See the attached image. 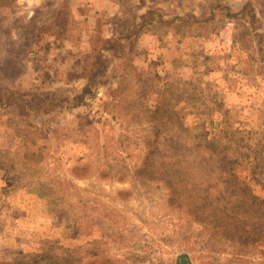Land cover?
Masks as SVG:
<instances>
[{"label":"rangeland","instance_id":"1","mask_svg":"<svg viewBox=\"0 0 264 264\" xmlns=\"http://www.w3.org/2000/svg\"><path fill=\"white\" fill-rule=\"evenodd\" d=\"M177 1L0 0V264H264V65L160 43L264 59V0Z\"/></svg>","mask_w":264,"mask_h":264},{"label":"crops","instance_id":"2","mask_svg":"<svg viewBox=\"0 0 264 264\" xmlns=\"http://www.w3.org/2000/svg\"><path fill=\"white\" fill-rule=\"evenodd\" d=\"M176 1V0H175ZM178 2H180V0H178L176 3L178 4ZM182 3V0H181ZM229 7L231 9L232 12V16L234 17H239L241 18L242 16L244 20L247 22V17L244 14V8L245 5L247 3V0H229ZM145 13H147V10H145ZM215 14L211 15L210 20L213 19ZM180 17H182L180 19ZM197 17V16H196ZM177 21L178 22H182V27L179 26V29H166L164 30L165 33L167 34H173L171 36H163L161 39L162 41L160 42L164 47L168 48L167 50H169L170 48H172L171 46H173V48H182L184 49V46L186 44V41H190L191 39L193 41H195V45H199V51L201 52L200 54L201 59L203 61H205V59L207 57H210V64H213V67L211 68L212 70L209 71L204 70L206 69V66L204 65L205 63H202L204 66L202 65H195L194 67L196 69H200L201 71H205L204 78L203 81L207 80L206 83H212V85H223L221 83V81L227 80L228 76L225 75L224 79H222V73H220L219 77V72H221V70L223 69H227V72L230 73V75H234L237 76L238 78H242V80L244 82H249L250 78L247 80V75L244 74L242 71L239 72H232V71H228V69H233L234 66L235 68H241L242 67H260L262 65H264V59L262 58L261 54L263 52L262 46L259 44V42L253 41L250 45H245L242 42V39L239 38V36L237 34L234 35L233 31L229 28H226L225 31L227 32V36L221 38L217 37L215 35V38H213V36H210V32H208L207 30H205V28L203 27H199L197 32H199L197 35L193 36L192 38H186V34H184L183 32L187 29L186 25H185V13H183V16H177ZM153 19V18H152ZM150 21V20H149ZM241 21V19H240ZM244 21V22H245ZM152 22V20H151ZM210 22V21H209ZM153 24V22H152ZM209 25V24H208ZM141 27H143V36H151L153 34V31L155 32V29L153 27V25H148V24H141ZM253 27V26H252ZM142 30V29H141ZM256 33L257 32H264V30H255ZM253 33V32H252ZM146 37V38H150V37ZM143 38V37H142ZM151 41V38L148 39V42ZM154 43V42H153ZM194 45V44H193ZM152 46V43L150 45V47ZM206 47H210L212 48L211 52H208ZM202 51H201V50ZM186 50V49H185ZM184 50L183 55L186 53ZM212 55V56H211ZM168 57V56H167ZM165 64H168V60L165 61ZM225 64V66H224ZM261 65V66H260ZM204 67V68H203ZM259 68V69H260ZM258 69V70H259ZM257 70V71H258ZM247 71V70H246ZM257 71H255V73H257ZM207 77V79H206ZM260 77V75H256V79L258 80ZM205 79V80H204ZM255 80V81H257ZM226 83V82H225ZM249 85V84H248ZM253 88H259V84L258 85H252ZM217 87V86H215Z\"/></svg>","mask_w":264,"mask_h":264},{"label":"trees","instance_id":"3","mask_svg":"<svg viewBox=\"0 0 264 264\" xmlns=\"http://www.w3.org/2000/svg\"><path fill=\"white\" fill-rule=\"evenodd\" d=\"M249 6H250V5H249ZM246 11H247V7L244 8V14H246ZM243 17H244V16H242L241 18H243ZM102 50H103V51H109V52L111 51V49L109 48V46H107V44L104 45V47L102 48ZM102 50H101V51H102ZM241 225H243V223L240 222L239 226H241ZM239 229H240V228H239ZM241 231H242L243 233H245V234H246V232H247V231H246V228H242ZM245 231H246V232H245Z\"/></svg>","mask_w":264,"mask_h":264},{"label":"water","instance_id":"4","mask_svg":"<svg viewBox=\"0 0 264 264\" xmlns=\"http://www.w3.org/2000/svg\"><path fill=\"white\" fill-rule=\"evenodd\" d=\"M179 260H180V264H190L189 259L185 256H180Z\"/></svg>","mask_w":264,"mask_h":264}]
</instances>
